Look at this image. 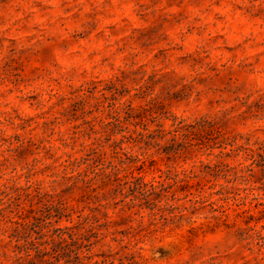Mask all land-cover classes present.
Wrapping results in <instances>:
<instances>
[{
  "label": "rangeland",
  "instance_id": "1",
  "mask_svg": "<svg viewBox=\"0 0 264 264\" xmlns=\"http://www.w3.org/2000/svg\"><path fill=\"white\" fill-rule=\"evenodd\" d=\"M262 80L264 0H0V264H264Z\"/></svg>",
  "mask_w": 264,
  "mask_h": 264
},
{
  "label": "clouds",
  "instance_id": "2",
  "mask_svg": "<svg viewBox=\"0 0 264 264\" xmlns=\"http://www.w3.org/2000/svg\"><path fill=\"white\" fill-rule=\"evenodd\" d=\"M216 11H217V12H224V13H226V12L228 11V9H226V8H224V9H222V8H217ZM209 18H211V17H209ZM260 50H261V49H258L257 51H260ZM262 82H264V80H262ZM194 219L197 220V223H201V222H203V217H202V216H201V217H194Z\"/></svg>",
  "mask_w": 264,
  "mask_h": 264
}]
</instances>
